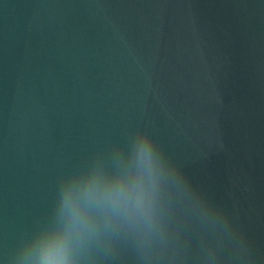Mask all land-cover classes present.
I'll return each instance as SVG.
<instances>
[{
    "label": "clouds",
    "instance_id": "1",
    "mask_svg": "<svg viewBox=\"0 0 264 264\" xmlns=\"http://www.w3.org/2000/svg\"><path fill=\"white\" fill-rule=\"evenodd\" d=\"M194 241L202 264H226L240 234L142 128L60 177L49 213L7 264H109L125 251L138 264H188Z\"/></svg>",
    "mask_w": 264,
    "mask_h": 264
}]
</instances>
